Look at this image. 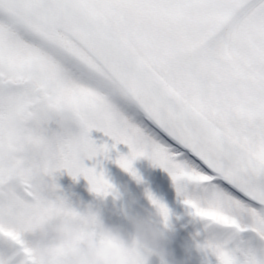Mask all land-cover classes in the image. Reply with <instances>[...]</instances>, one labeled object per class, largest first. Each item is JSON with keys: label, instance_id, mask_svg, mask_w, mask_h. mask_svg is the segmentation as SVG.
Segmentation results:
<instances>
[{"label": "snow or ice", "instance_id": "6c2138e0", "mask_svg": "<svg viewBox=\"0 0 264 264\" xmlns=\"http://www.w3.org/2000/svg\"><path fill=\"white\" fill-rule=\"evenodd\" d=\"M93 130L169 174L206 264H264V0H0V264H35L37 211L74 214L57 173L111 192Z\"/></svg>", "mask_w": 264, "mask_h": 264}, {"label": "rangeland", "instance_id": "374dc122", "mask_svg": "<svg viewBox=\"0 0 264 264\" xmlns=\"http://www.w3.org/2000/svg\"><path fill=\"white\" fill-rule=\"evenodd\" d=\"M89 138L97 147L106 146L108 152L93 159H85L84 167L103 174L112 185L115 201L112 195L103 199L95 196L82 176L74 180L63 171L57 173L54 179L57 186L56 197L76 212L90 210L97 213L101 222L119 228L125 235H130L126 216L149 222L163 233L164 246L171 257L170 264H206L203 253L196 247V243L206 235L203 225L188 214L177 196L169 174L154 166L149 159L138 158L132 162V169L139 178L136 179L116 163L117 159L128 155L127 145L116 144L113 148L115 142L96 130L89 133ZM149 194L168 209L167 224L148 199ZM24 239L32 245L40 241L39 234H26ZM3 250L4 246L0 244V253ZM150 264H159V261L152 257Z\"/></svg>", "mask_w": 264, "mask_h": 264}, {"label": "clouds", "instance_id": "9594fccd", "mask_svg": "<svg viewBox=\"0 0 264 264\" xmlns=\"http://www.w3.org/2000/svg\"><path fill=\"white\" fill-rule=\"evenodd\" d=\"M89 190L101 199L112 195L115 201L113 188L107 195L97 193L90 185ZM208 204L214 211L227 206L226 199L216 192L208 194ZM73 212L64 215L37 211L34 231L40 241L35 264H150L152 257L159 264H170L164 235L151 223L126 216L130 235H125L119 228L101 222L95 212Z\"/></svg>", "mask_w": 264, "mask_h": 264}]
</instances>
